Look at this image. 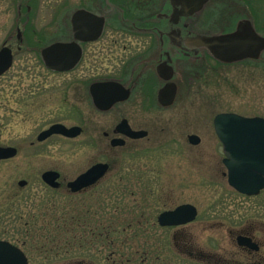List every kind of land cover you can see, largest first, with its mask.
Segmentation results:
<instances>
[{"label":"rangeland","instance_id":"rangeland-1","mask_svg":"<svg viewBox=\"0 0 264 264\" xmlns=\"http://www.w3.org/2000/svg\"><path fill=\"white\" fill-rule=\"evenodd\" d=\"M83 4L81 0H0V48L7 43L15 52L12 68L0 78V146L18 150L15 157L0 161V239L23 248L30 264H76L80 255L100 262L129 257L131 246L126 243L116 245L112 260L111 249L80 247L77 214L82 205L90 217L97 214V206L87 199L99 197L110 182L134 181L159 188L157 196L167 203L163 207L152 203L154 216L165 208L191 203L198 212L194 239L204 251L234 252L230 231L248 226L262 242L264 259V189L256 196H245L229 186L212 124L213 117L222 112L264 118V59L253 71L244 64L225 67L202 60V70L194 72L192 79L181 78L172 106L156 104L159 108H155L148 93L142 106L123 105L98 113L90 105L88 86L99 77L124 78L128 51L123 56L118 49L113 60L105 61L98 53L93 57L94 45H89L82 65L67 74L47 71L38 55L62 38L67 16ZM18 27L23 43L16 36ZM111 31L107 29L104 36ZM120 37L124 40L118 48L124 44L139 47L133 37ZM31 108L36 111L35 120L29 116ZM121 117L148 134L110 149L103 132L111 131ZM54 123L78 125L84 132L74 139L54 135L38 143L35 135ZM189 135L198 136L199 143H189ZM97 162H109L116 178L108 177L94 191L77 197L68 195L64 187L54 190L41 179L43 172L56 170L65 183ZM21 180L26 182L24 187L18 185ZM119 187L124 185L117 184L116 198L128 197L121 195ZM124 205L123 201L116 205L118 216H124ZM155 237L158 240L148 238L152 260L156 245L168 239ZM114 238L122 241L130 236L116 233ZM165 252V262L156 264H177L175 251L165 246Z\"/></svg>","mask_w":264,"mask_h":264},{"label":"flooded vegetation","instance_id":"flooded-vegetation-1","mask_svg":"<svg viewBox=\"0 0 264 264\" xmlns=\"http://www.w3.org/2000/svg\"><path fill=\"white\" fill-rule=\"evenodd\" d=\"M81 1L82 3L85 2V4L76 6L75 9L70 12L64 22L62 38L54 41L63 43L77 42L80 46L82 52L81 57L74 69L68 72L53 71L44 65L40 55L41 50L38 55L41 63L47 71L67 74L74 72L77 67L82 65V62L89 53V45H94L90 51V53L93 52V57L95 56L94 54L98 53L103 56L102 59L105 61L113 60L118 49L124 54L123 56H125L126 51H128V57L126 58L127 61L124 66V78L121 79L104 76L99 77L90 83L91 85L92 83L116 82L128 91V97L126 100L116 102L107 111H99L92 103L89 94L90 85L88 86L87 95L90 98V105L98 113H110L120 109L123 105L142 106L144 100L149 96L148 93L152 94L154 107L158 109L159 107H157L156 104L161 106L157 99L158 92L167 85L172 84L176 87L175 103L179 93L181 78H183L184 75L191 78L194 75V72L201 71L202 68L199 67H202V65H200L202 60L207 62L214 61L225 67L244 64L248 70L251 68L253 71L257 68V64L264 59L263 49L259 57L256 59L248 57L232 63L220 62L213 58L206 49L196 48L191 41L197 36H217L234 32L244 34L246 31L248 33L250 31L253 36L256 35L264 38V0ZM197 2H203L198 9L196 8L198 5ZM80 10H84L90 15L104 20L102 30L96 40L75 41L72 17L74 13ZM96 25L97 22L94 20L90 22L83 19V21L79 23V29H82V31L79 30L78 32L79 37H81V39H87V37L89 38L93 36L94 30L97 28ZM107 29H111L112 31L107 36H104L107 34ZM124 35L133 37L131 40H135V43L139 42L137 43L139 47L134 48L132 45V47H130V45L124 44L118 48L117 45L119 42L124 40L120 36ZM16 36L17 39L23 43L19 27L17 28ZM95 43L98 44L96 47ZM3 47H7L11 50L14 62L15 52L13 47L7 43ZM165 64L172 69V77L169 80H164L159 75L161 71L160 66L165 67ZM12 66L2 74L0 78H4ZM97 69L99 68L97 67ZM81 86L82 85H79L77 88ZM81 89L84 88L81 87ZM17 103L21 106L20 102ZM29 116L32 120H35L34 117H36V111L34 108L30 109ZM123 119L124 117H121L119 121L114 123L111 131L103 132V137L108 141L110 149L123 147L127 142L136 140L126 138L124 135L119 134L116 131V127ZM125 119L132 130H142L133 128L128 119ZM51 125L42 129L35 135V139L38 143H45L49 138L54 136L52 135L44 140L38 141L39 135ZM83 132L82 128L80 135H82ZM115 139H123L124 144L121 146H114L112 141ZM30 146H34V142H31ZM17 153L18 150L16 155ZM106 163L108 164V170L101 178L78 190H72L69 184L81 174L87 172L93 165L79 173L73 180L66 181L65 183H63L62 174L60 172L56 170H47L58 173L56 187L49 186L43 181L42 174L44 172L41 174V179L48 187L54 190H59L64 187L66 188L68 195L71 197H77L78 195L91 190L94 191L102 184V181L108 177L116 178V176H113L110 173L112 169L111 164L109 162ZM223 166L226 169L223 175L226 176L227 167L224 164ZM117 184L124 185V187H119L118 189L121 190V195L125 194L128 197L123 199L116 198ZM109 185L110 187L100 190L99 197L94 198V200L91 198L87 199L93 201L94 205L97 206V214L94 213L92 214V217H90L89 214L85 213L84 205H82L80 213L77 214L78 241L81 244L80 247L86 246V249L89 250H94L96 248L103 250L111 249L112 252L109 253L111 257L110 260L117 255L114 252L116 251L114 249L116 245L126 243L131 246V254L129 257L121 255L120 258L113 259L111 262H100L80 255L77 258L79 261H77L76 264H156L158 260L165 262V260H163L166 253L165 246L175 251L173 253L177 256V259L174 260L177 264H264V259L260 255L262 242L254 237L248 226L235 232L230 231L232 236L231 242L234 244V252H226V255H216L212 252L204 251L197 245L194 239L197 229L193 224L197 215L189 221L173 225L162 224L159 220L161 214L174 211L178 206L184 204L192 205L191 203L185 202L177 204L171 208H165L154 216V210L149 206L153 203V205L159 204L163 207L165 206V203H167L166 201L159 199L157 196L159 188L154 187L157 185H139L138 182L134 181L125 183L112 181ZM172 198H174L173 195ZM80 201H82V199ZM122 201L125 204L124 206H126V208H124L126 209L124 210L125 214L124 216H118L116 213V205L118 203L121 204ZM104 206L108 207L103 209ZM116 233H125L126 235H129L130 238L122 241H115L113 235ZM157 234H159L163 240L165 236H167L168 241H165L167 242L166 244L156 245L154 251L157 255H155L154 260H152V257L148 256L150 243L148 238L150 236L152 240H156L157 238L155 236ZM0 241H6L20 249L26 257L27 264L31 263L28 255L19 245L4 239H0ZM180 260L182 261L181 263H179Z\"/></svg>","mask_w":264,"mask_h":264},{"label":"water","instance_id":"water-1","mask_svg":"<svg viewBox=\"0 0 264 264\" xmlns=\"http://www.w3.org/2000/svg\"><path fill=\"white\" fill-rule=\"evenodd\" d=\"M196 8H200L203 2H197ZM92 20L97 22L94 35L81 39L79 37V23ZM104 20L90 15L84 10L77 11L72 17L75 41L96 40L103 27ZM82 31V29L80 30ZM246 31L244 34L238 32L217 35L197 36L191 41L196 48L206 49L213 58L220 62L232 63L244 58H258L264 49V38L252 35ZM81 48L77 42L63 43L55 42L41 49L40 55L44 65L53 71L63 72L72 70L81 57ZM12 52L7 47L0 50V76L12 65ZM160 77L169 80L172 77V69L169 66H160ZM94 106L100 111L109 110L116 102L126 100L128 91L120 84L93 83L89 88ZM176 95L174 84L167 85L158 92V102L162 107H169L173 104ZM214 130L222 144L224 160L223 163L228 169V183L239 193L252 196L264 189V118L243 117L236 114H219L214 118ZM116 131L132 139L143 138L147 135L144 130L133 131L124 119L116 127ZM81 133L78 126L66 127L62 124H54L42 132L38 141L44 140L53 134H60L73 138ZM188 140L191 144H198L199 138L190 135ZM112 144L122 145L124 140L115 139ZM16 148L0 147V160L10 159L16 155ZM108 170V164L97 163L86 173L80 175L75 181L69 184L72 190L86 187L99 178ZM58 173L47 171L42 174V179L49 186L56 187ZM25 181H19V186H24ZM196 216V209L192 205H182L172 212L160 215L162 224H178L193 219ZM0 264H27L23 252L6 241H0Z\"/></svg>","mask_w":264,"mask_h":264},{"label":"bare ground","instance_id":"bare-ground-1","mask_svg":"<svg viewBox=\"0 0 264 264\" xmlns=\"http://www.w3.org/2000/svg\"><path fill=\"white\" fill-rule=\"evenodd\" d=\"M212 121H213V119H212Z\"/></svg>","mask_w":264,"mask_h":264}]
</instances>
